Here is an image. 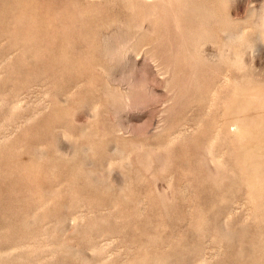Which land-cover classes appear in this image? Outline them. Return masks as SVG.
I'll use <instances>...</instances> for the list:
<instances>
[{
	"label": "rangeland",
	"instance_id": "1",
	"mask_svg": "<svg viewBox=\"0 0 264 264\" xmlns=\"http://www.w3.org/2000/svg\"><path fill=\"white\" fill-rule=\"evenodd\" d=\"M126 1L0 0V264H264V0Z\"/></svg>",
	"mask_w": 264,
	"mask_h": 264
},
{
	"label": "bare ground",
	"instance_id": "2",
	"mask_svg": "<svg viewBox=\"0 0 264 264\" xmlns=\"http://www.w3.org/2000/svg\"><path fill=\"white\" fill-rule=\"evenodd\" d=\"M132 2L133 0H127L126 2ZM152 2H151V4L150 5H152V6H157L158 5V1L159 0H151ZM169 2H171V1H177V2H180L181 4H182V9L184 10V11H186V10H188V9H191V12L192 13H195V12H193V11H200L201 9L203 10V8L205 7V5H203L202 4V2H192V1H190V0H168ZM190 1V2H189ZM125 3V2H124ZM128 8V7H127ZM140 11V10H139ZM138 11V12H139ZM137 12V11H136ZM204 14V15H203ZM203 17H205V18H207V17H209V18H213L214 17V14H208V13H206V12H203ZM187 15V14H186ZM196 14H194V16H195ZM202 15H199V16H195V18H197L196 20L198 21L199 19H200V16L202 17ZM129 17V16H128ZM87 93H89V92H87ZM86 93V94H87ZM87 99V98H86ZM85 99V100H86ZM89 99V98H88ZM90 101V100H89ZM78 104V103H77ZM84 104V103H83ZM82 104V105H83ZM85 132V131H84ZM87 132V131H86ZM84 154V153H83ZM91 177H93V180L95 181V176H94V174H89ZM104 188V187H103ZM128 202H130V201H128ZM73 253V252H72Z\"/></svg>",
	"mask_w": 264,
	"mask_h": 264
}]
</instances>
